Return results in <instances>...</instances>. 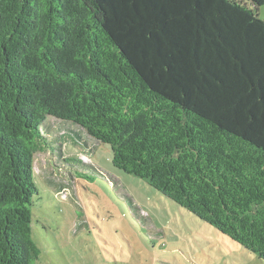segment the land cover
<instances>
[{"label":"trees","instance_id":"obj_1","mask_svg":"<svg viewBox=\"0 0 264 264\" xmlns=\"http://www.w3.org/2000/svg\"><path fill=\"white\" fill-rule=\"evenodd\" d=\"M264 0H0V264H35L47 133L264 259Z\"/></svg>","mask_w":264,"mask_h":264},{"label":"rangeland","instance_id":"obj_2","mask_svg":"<svg viewBox=\"0 0 264 264\" xmlns=\"http://www.w3.org/2000/svg\"><path fill=\"white\" fill-rule=\"evenodd\" d=\"M264 19V5L258 10ZM35 156V264H264L149 182L117 168L110 145L47 133Z\"/></svg>","mask_w":264,"mask_h":264}]
</instances>
